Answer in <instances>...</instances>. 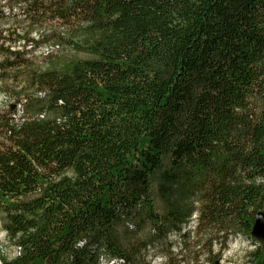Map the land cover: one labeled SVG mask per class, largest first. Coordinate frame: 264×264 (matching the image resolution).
I'll return each instance as SVG.
<instances>
[{
	"label": "trees",
	"instance_id": "trees-1",
	"mask_svg": "<svg viewBox=\"0 0 264 264\" xmlns=\"http://www.w3.org/2000/svg\"><path fill=\"white\" fill-rule=\"evenodd\" d=\"M0 1V87L32 90L0 110V264H141L193 214L178 260L238 236L264 264V0ZM45 37L88 58L35 66Z\"/></svg>",
	"mask_w": 264,
	"mask_h": 264
},
{
	"label": "rangeland",
	"instance_id": "rangeland-1",
	"mask_svg": "<svg viewBox=\"0 0 264 264\" xmlns=\"http://www.w3.org/2000/svg\"><path fill=\"white\" fill-rule=\"evenodd\" d=\"M2 7L6 8V5H4L0 1V8ZM17 12L18 10L17 8H15L14 13ZM9 13H11L10 15H12V8ZM8 26L12 27V18H9L5 21H0V29H5ZM17 29L20 31V28ZM36 29H39L45 35L56 33L57 31H65V33L70 32L71 35L74 33L70 28H66V26L64 27V25L56 20L46 21L41 26L33 27V32L30 35L31 37L36 38L37 33H34V30ZM45 39L46 37L43 39L44 41L39 48L27 54V56L29 57L28 59H30L35 66H40L41 64H43L46 61V57H50L53 60H66L74 57L88 58L87 54L75 51L64 41L62 43H58L57 45L55 41L50 40L51 38H47V41ZM26 50L29 49L26 48ZM24 74H26V72L19 74L17 82L7 80L1 83L2 87H0V110L5 109L8 106V102H10L12 104V109L16 108L14 114L16 116L20 115V111L17 108L18 106H15V98L17 97L16 93L24 91L29 94L32 92V90L26 86L27 81L25 82ZM153 202L156 212L163 213L165 208L162 201L158 196L155 195V193H153ZM194 216L195 214H193L191 218L181 226V229L178 233L171 232L168 235L166 241H158L147 246L146 251L143 253L141 252V264H160L164 260L167 262L169 261L168 264H210L205 260V257H207L208 255H210L211 257L213 254H216V257L213 260H217L219 264H248L245 254L249 249L252 248V245L246 239L238 236L228 239L224 246L214 244L211 254H208L206 246H201V244L199 243L200 245L192 248V242H189L188 249L183 254L181 260H178L179 258L175 255V253L176 250H178L179 246L183 244V238L181 234L192 227ZM150 233V228L145 227L143 229L137 230L135 234L136 237L141 241H146L149 239ZM168 253H170V255ZM15 255L16 248L9 242L5 233L0 228V259L4 258L6 260H9ZM102 261L103 264H107L104 259H102Z\"/></svg>",
	"mask_w": 264,
	"mask_h": 264
},
{
	"label": "water",
	"instance_id": "water-1",
	"mask_svg": "<svg viewBox=\"0 0 264 264\" xmlns=\"http://www.w3.org/2000/svg\"><path fill=\"white\" fill-rule=\"evenodd\" d=\"M251 235L257 240L264 242V211L259 210L254 215ZM213 264H219L216 260Z\"/></svg>",
	"mask_w": 264,
	"mask_h": 264
},
{
	"label": "bare ground",
	"instance_id": "bare-ground-1",
	"mask_svg": "<svg viewBox=\"0 0 264 264\" xmlns=\"http://www.w3.org/2000/svg\"><path fill=\"white\" fill-rule=\"evenodd\" d=\"M1 9H2V8H1ZM3 11H4V14H3L4 16L7 15V13H9V11H8L7 8H3ZM9 15H10V14H9ZM9 15H7V16H9ZM8 103H10V102H8ZM102 259H104V258H103V257H100V258H99V263H100V264H103ZM104 261H105V259H104ZM105 262H106V261H105ZM114 262H115V261H113V264H114ZM162 262H165V260L162 261ZM148 264H154V263H148Z\"/></svg>",
	"mask_w": 264,
	"mask_h": 264
},
{
	"label": "built area",
	"instance_id": "built-area-1",
	"mask_svg": "<svg viewBox=\"0 0 264 264\" xmlns=\"http://www.w3.org/2000/svg\"><path fill=\"white\" fill-rule=\"evenodd\" d=\"M9 104H10V106H9ZM8 107H12V104L11 103H8ZM17 108H18V110L20 109L19 105H18ZM160 264H168V263H167V261H165V262H161Z\"/></svg>",
	"mask_w": 264,
	"mask_h": 264
}]
</instances>
